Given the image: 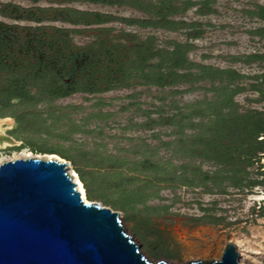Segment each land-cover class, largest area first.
<instances>
[{
	"label": "rangeland",
	"instance_id": "374dc122",
	"mask_svg": "<svg viewBox=\"0 0 264 264\" xmlns=\"http://www.w3.org/2000/svg\"><path fill=\"white\" fill-rule=\"evenodd\" d=\"M36 8L83 11L92 23L8 17L53 14ZM262 8L264 0H0L1 22L71 29L72 42L91 46L96 57L152 36L162 48L191 43L188 59L208 68L192 84L157 87L122 74L125 85L111 90L0 108V133L14 141L0 147V163L25 158L19 157L25 150L58 155L68 174L85 169L90 200L118 212L125 232L153 261L218 260L231 241L240 264H264V147L245 143L240 158L202 149L229 98L234 111L264 118ZM160 9L178 22L176 29L141 25ZM194 29L202 34L190 39Z\"/></svg>",
	"mask_w": 264,
	"mask_h": 264
},
{
	"label": "trees",
	"instance_id": "16d2710c",
	"mask_svg": "<svg viewBox=\"0 0 264 264\" xmlns=\"http://www.w3.org/2000/svg\"><path fill=\"white\" fill-rule=\"evenodd\" d=\"M33 10L53 14L44 18L28 10L26 15L8 17L32 22L46 19L73 25L92 23L83 18L86 12L70 8ZM199 11L201 14L207 13ZM156 15L157 18L154 20H142L141 25L176 29L175 25L178 22L170 19L169 13L160 9ZM96 23H99V20ZM70 32L72 30L68 28L44 25L20 26L0 21V108L10 106L12 103L35 105L51 102L77 92L97 93L111 90L115 86L125 85L119 76L122 74L125 81L133 77L157 87L192 84L208 69L188 59L191 43L173 42L171 47L162 48L154 45V38L149 36L135 45L115 44L112 49H108L105 56L102 54L96 57L91 46L75 45L70 38ZM201 34V30L194 29L189 32L188 37L196 39ZM114 49H120L122 54L114 56ZM195 66H198L200 72L192 71ZM113 74H118V77L115 83L110 84L109 78ZM219 100L220 98L217 99ZM231 101L229 98L215 114L216 119L210 131L213 134L202 142V149H209L220 158L228 155L233 158L234 153L240 158L245 154L242 151L245 143L248 146L264 147V139H258L259 134L264 132V118L259 117L255 111L248 113L234 111L231 108ZM193 115L198 114L194 112ZM253 151L251 149V153ZM251 157L252 155L248 156V159ZM92 167L90 174L95 173L93 171L96 166ZM84 170L78 168L77 172L74 171L83 185L87 200H90L91 194Z\"/></svg>",
	"mask_w": 264,
	"mask_h": 264
},
{
	"label": "water",
	"instance_id": "95a60500",
	"mask_svg": "<svg viewBox=\"0 0 264 264\" xmlns=\"http://www.w3.org/2000/svg\"><path fill=\"white\" fill-rule=\"evenodd\" d=\"M66 164L38 156L0 163V264H176L151 260L118 212L82 198ZM185 264H240L239 253L228 241L220 259Z\"/></svg>",
	"mask_w": 264,
	"mask_h": 264
},
{
	"label": "bare ground",
	"instance_id": "6f19581e",
	"mask_svg": "<svg viewBox=\"0 0 264 264\" xmlns=\"http://www.w3.org/2000/svg\"><path fill=\"white\" fill-rule=\"evenodd\" d=\"M8 137L6 135L0 133V147L8 146L9 144H12V142H14L11 138H8ZM30 155H31L30 152H27V151L23 150L20 153L19 157H28ZM16 157H18V156H16ZM38 157L55 158V159L61 161V158L58 155H56V154H49V155H46V156H38ZM2 159H4V157H2L1 160ZM69 175L72 177V180L74 182H76L77 189L80 191V194H81L82 198H84L86 201H88L87 198H86V195H85V190L83 188V185H82L81 181L79 180L76 172L74 170H72L69 173ZM101 206H103V205H101ZM195 260H197V259H192V261H195Z\"/></svg>",
	"mask_w": 264,
	"mask_h": 264
}]
</instances>
